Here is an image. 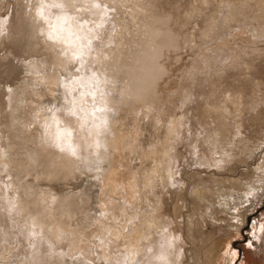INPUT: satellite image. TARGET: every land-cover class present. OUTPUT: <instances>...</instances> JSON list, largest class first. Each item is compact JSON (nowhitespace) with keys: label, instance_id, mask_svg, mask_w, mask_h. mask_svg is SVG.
<instances>
[{"label":"rangeland","instance_id":"obj_1","mask_svg":"<svg viewBox=\"0 0 264 264\" xmlns=\"http://www.w3.org/2000/svg\"><path fill=\"white\" fill-rule=\"evenodd\" d=\"M6 1L9 6L7 8L3 6L0 9V16L6 18L10 24L11 18L15 19L17 11H21L20 6L22 5L21 0ZM190 2L191 0H182L179 9L186 10L190 7ZM23 3L25 4V0H23ZM217 3V0H208L207 11L204 10V1L199 3L202 5V12L198 16L200 27L203 28L205 23L209 22ZM178 20L180 21L181 18ZM113 23H116L114 19ZM239 25H242V23ZM234 26H237V24H234ZM43 32L47 31L43 30ZM179 32L181 34L180 50L176 57L178 56L180 60L176 62L174 74L165 79L164 86L162 85L160 90L147 95L150 100L158 99L156 109L162 111L161 116L163 118L167 114V108L171 109L173 107L172 103L179 101L183 95L182 74L188 65H192V61L199 58L203 50L199 30H197L195 37L190 35V29L188 28L180 29ZM40 33L39 31L33 32L32 22L28 18L26 30L22 35L0 36V144L2 149L7 152V156L4 155V158L9 160L5 168L3 166L0 168V188L4 201L7 202V197L9 203L17 204L18 201L25 200L27 206L30 207L29 209H34L31 213L28 209H23L20 213L14 215L4 213L1 209L0 249L4 250L5 245L2 246V242L8 239L14 246L11 254H19L26 258L34 254L35 258L46 259L50 264H86V261L91 258L92 245H96L97 251L101 247L99 246L100 240L94 239V237L100 235L101 231L93 228L95 224L93 218L95 216L92 214L96 212L97 208L109 201L113 202L109 204V211L115 208V212L119 213L122 207L121 204L129 195L122 186L123 183H120L121 185L119 184L115 190H112L108 185L101 186L100 183L98 184L94 178L97 175L95 169L92 173H88L87 169H84V175L73 170L67 176L58 180H52L39 174L45 159L36 152L37 146L30 136L34 126L29 128L28 125L30 124L29 119L32 118L30 114L32 115L31 108L34 104L30 102L28 97L29 92L32 91L31 83L33 80L27 76V73L32 71L33 68H37L32 67V64H38L45 69L44 65L49 64L50 71H52L54 68V64L51 63V60H53L52 55L54 53L58 54L60 49V47L55 49L49 47L47 43L51 42L47 41L46 38L44 40ZM246 35H251V33L246 31L243 37L236 42L231 37V44L236 45L237 43V45L247 46V41L244 40ZM260 46L264 48V40L260 42ZM92 53V56L97 55L96 52ZM258 69L259 74L264 77V60L259 64ZM66 71L68 69L59 66L57 68L58 74L53 76L56 78L60 74H66ZM230 71L231 69H228L224 78L214 84L211 83L212 78L209 73L198 74L197 78L189 81L191 85L189 96L193 99L190 102L187 100L183 107L176 110L177 114L183 115V139L175 144L176 160L174 168L183 177V179L178 178V183L184 184L195 177L202 187L211 189L221 187L224 190L218 193H206L203 197L196 196L193 198L189 196L183 199V192L179 189L171 191L170 186L161 189L164 218L170 223L176 234H183L185 237V242L182 244L183 248L187 250L186 264H201L203 262V251L205 249L203 238L208 233H212L214 243L211 247V253L205 259V264H234L237 257L232 256L233 250L238 252L239 264H264V238L257 230L253 247L248 248L243 236L249 234L247 232L242 234L240 229L231 222L235 216L229 211L233 202L238 200L234 193H242L246 190L244 186L249 183H255L259 186L258 177L260 174L257 172V168L264 164V151L260 150L264 148V100L255 108H251L253 84L234 81ZM256 71L254 70V73ZM100 79L102 81L100 87L104 86L106 89L104 87L102 89L107 90V84L103 83V77ZM8 87L13 88L14 96L7 92ZM239 91L241 92L239 98L244 111L239 137L245 143L253 146V152L248 158L244 159L238 150V146L242 144V141L237 144L234 143L232 148L235 151H229L230 154L227 153L230 148V137L237 129V127H234V122L231 121L230 126L227 128L228 132L224 134L222 140L220 139L219 144L220 148L222 146L226 147L227 150L223 156L227 160L219 163L221 167H217V164L211 165L210 158L208 162L201 164L200 161L204 159L206 154L208 155L211 147L218 144L210 145L209 142L212 139L213 128L220 124L222 118L221 113L210 111L209 107L221 108L225 114L229 115L231 120L230 114H234L235 108L233 104L226 101V98L229 94H236ZM41 92L43 95L41 98H37L40 103L59 107L63 98L61 101H59L60 97L59 99L54 98L49 93V89H44ZM57 95L59 96V93ZM76 98L79 101L77 95ZM107 102L109 101L107 100ZM109 107L112 109L110 112L112 117L118 120L116 124L118 129L123 132L134 129L133 126L134 123L137 124V117L133 119V116L124 110L114 113L116 107H118L116 104ZM137 114L141 117L140 109L137 110ZM151 114H144L139 120L137 133L135 134L134 150L125 149L118 156V161L122 164L119 167L120 172L124 176H129L134 172L136 176H141L153 165L151 158H146L141 154L142 149L147 147L148 143L155 140L157 136V131L152 126ZM24 124L26 127H24ZM73 126L79 129V122L73 121ZM227 142L229 145H226ZM219 151L221 152V150ZM217 155L216 152L210 157L214 159ZM218 156L222 157L221 155ZM54 158L50 156L48 160L52 161ZM109 161L110 157L102 166V175L107 171ZM63 165V163L60 164V166ZM76 167L77 165L74 166V169ZM65 171L66 168H62L59 175H62V172ZM131 180L135 181V178L131 177ZM135 188L141 190L143 194L141 179H139V183ZM119 189L122 195L119 194L121 193ZM154 190L156 189L154 188ZM80 192H85L86 195L90 194L89 199L92 201L90 207L82 202L79 195L71 196L72 193ZM52 194L60 197L59 202L55 205L51 201ZM43 196L48 199L51 214L53 213V216L65 221L66 229L60 232L67 234L66 239L53 238L48 242L47 239L42 238L44 236L38 228H36L38 236H29V232L34 230L29 228V217L37 212L36 208L40 205L38 201L35 203L30 201L35 197L40 200ZM146 196L147 198L142 196L140 204L142 209L147 208L148 199H152V195H149V193ZM101 208L100 210L103 209ZM255 209V215L264 217V205H261L258 197L255 198V203L249 211ZM48 220L43 221L47 222ZM5 236H8V238H4ZM117 246L121 250L124 249V245L121 243ZM6 247L9 250L10 244L7 243ZM70 253L73 254V257H83V259L73 260L71 255H68ZM6 254L4 253V255ZM4 255L1 257L2 259ZM0 264H6V262L1 260Z\"/></svg>","mask_w":264,"mask_h":264},{"label":"bare ground","instance_id":"obj_2","mask_svg":"<svg viewBox=\"0 0 264 264\" xmlns=\"http://www.w3.org/2000/svg\"><path fill=\"white\" fill-rule=\"evenodd\" d=\"M201 1L204 0H191L190 7L182 11L179 9L182 5V0H118L123 7L118 10L114 17L116 21L115 24L113 23L115 25V31H112L110 24H105L102 30L104 44L107 45V47L103 49V52L108 59L102 60L104 75L101 77L108 81L106 87L107 90L112 93L109 98L107 97L109 101L108 105L113 106L116 104L118 106L114 113L119 110H124L126 113L128 112L129 115H132L133 119L135 117L138 119L136 125L133 122L134 129L132 131L123 132L118 129L116 125L118 120L112 117V113H109L111 130L103 137V141H105L110 148V161L108 162L107 171L102 175V183L100 184L101 186L108 185L112 190H115L120 183H123L122 186L129 195L123 204H121V211L119 213L115 212L114 215L117 217L121 215L125 203L133 205V209H140L139 217L135 221V228L129 235L124 237L123 241L117 240L116 246L121 243L124 245V248L127 245V247L132 250L139 249L142 246L158 249L161 243V236L155 234V229L147 232L145 231V229L153 224L151 214L157 212V219L162 221L164 228H168L169 238H176L175 250L167 258L168 264H186L187 262V250L183 248L182 244L185 242V237L183 234H176L170 226V223L164 218L165 213L163 211L162 195L160 192L162 191L161 189L169 187V176L172 172V168L169 167V156H171L173 168L176 160L175 145L171 143L174 137L170 135L169 126L180 127L181 121L183 122V115L177 114L176 110L183 107L188 100L191 93L189 81L197 78L200 73H209L212 78L211 83L214 84L217 83L218 80L224 78L227 74V70L231 69L230 73L234 81L253 84L251 108H255L264 100V77L260 75L258 71L259 64L264 60V48L260 46V42L264 40V0H217L218 3L214 7V14L209 18V22L205 23L203 28L200 27L198 18L202 12V5L199 4ZM105 2H109V0H105ZM21 5V11H17L18 13L15 19L11 18L10 24L6 18L0 16V36L22 35L26 30L28 18L32 22L33 32L47 31V25L36 18L38 0H25V4L23 0H21ZM193 5H200V7L194 9L192 7ZM3 6L7 8L9 4L7 1L5 2V0H0V9ZM190 11H196L199 15L197 17H191L189 15ZM83 16L84 19H96L90 14H83ZM180 18L181 20L179 21L178 19ZM96 22L99 23L100 21L97 19ZM241 23L242 25H239ZM234 24H237V26H234ZM213 25H215V27H213ZM234 27L236 28L234 29ZM73 28L75 29V24ZM186 28L190 29V35L194 37L196 36L197 30H199L203 50L199 58L192 61V65H188L182 74L181 83L183 86H181L183 88V95L179 101L172 103L173 107L171 109L167 108V114L165 118H163L161 116L162 111H157L156 109L158 99L150 100L147 95L151 92V94H153L160 90L165 79L174 74L176 62L180 60L178 56L176 57L180 50L179 41L181 34L179 31L180 29L184 30ZM246 28H248V30H246ZM246 31L251 33V35H246L244 38V40L247 41V46L237 45V43L236 45L231 44V37H233V40L236 42L239 38L243 37ZM46 34L47 32H45L43 36L44 40ZM47 45L52 48L51 43H47ZM63 47L68 46L64 45ZM99 51L98 49L96 53L98 54ZM92 54L93 53H91V56ZM91 56L86 54V61L90 59ZM52 58L53 60H51V63L54 64L52 71H50L51 67L49 64H45L44 66L49 74V78L55 81L59 79V75L56 78L53 75L58 74L57 68L62 66L60 63L62 58L55 53L52 55ZM31 66L40 67L38 64H32ZM99 67L100 64L98 63V68ZM66 69H68V71H66L67 73L72 70L70 68ZM254 70L257 71L254 73ZM81 75H83V73H81ZM31 79L34 81L35 77L33 76ZM185 84H187V86H185ZM103 87L101 86L100 88L102 89ZM89 90V87L86 85L81 88L76 95L79 98L80 93H86ZM49 93L52 94V90L49 89ZM240 94L241 92L239 91L236 92V94H229L226 98V101L233 104L235 108L234 114H230L231 120L229 119V115L225 114L221 108L216 106L209 107L210 111L221 113L222 118L220 119V124L213 128L212 139L209 142L210 145L214 143L218 144L211 147L208 151V155L206 154L204 159L200 161L201 164L206 161L208 162L209 158L211 165H216L227 160L223 156L227 149L224 146L220 148L219 144L220 139L222 140L224 134L228 132L227 128L230 126L231 121L234 122V127H237V129L232 134V137H230V145L228 142L226 144L230 146L227 153L229 151H235V149L232 148L234 143L237 144L243 141L239 137L241 134L242 117L244 115L243 105L239 98ZM42 95L43 93L41 91L36 93L35 96L32 95V91L29 92L28 98H30V102L34 104L31 110L37 103H40L37 98H41ZM61 99L62 96L59 101H61ZM79 101L82 103H80L81 106L86 108L87 111H91L90 96L85 95L83 100ZM138 109L141 111V117L137 114ZM227 111H229V109H227ZM149 113H152V126L154 130L157 131V136L155 140L148 143L147 147L142 149L141 154L146 158H151L153 165L142 173L141 176H136L135 172L131 173L129 176H124L123 173L120 172L121 170L119 167H121L122 164L118 161V156H120V152H124L125 149L129 151L134 150V140L139 120L144 114L148 115ZM44 115L43 113L41 114V123H43ZM30 116L32 117L31 114ZM31 120L32 118L29 119V123ZM24 127H26L25 124ZM42 132V128L40 129L34 126L30 133V136L37 146L36 152L45 159L42 168L39 170V174L46 177H50L53 174L59 175L61 169L65 167L66 171L64 173L62 172V175H59V177L67 176L68 173L74 170L76 162L73 159L63 156L54 149L42 147L40 142ZM80 135L84 136L86 132H81ZM0 148H2L1 144ZM169 149H173L170 154ZM219 150H221V152ZM238 150L245 159L253 152V146L243 141L242 144L238 146ZM216 152L222 157L217 155V157L214 159L212 158V160L210 156L214 155ZM230 153L231 152H229V154ZM50 156L56 159L54 158L52 161L50 159L48 160ZM8 161L9 160L4 158L3 153H0V168L1 166L5 168ZM61 163L64 165L60 166ZM85 169H87V167H85ZM145 174H153L154 188L156 190H154V188L149 189V192H154V195H152L151 200L148 199V207L142 209L140 206L142 196L147 198L146 194L149 192H143L142 194L141 190L136 189L135 186L137 185L138 177L142 180L144 189ZM131 177L135 178V181H132ZM138 191L141 193V199L139 201H134L133 197ZM223 191L221 187H217L216 189L202 187L197 196L203 197L206 193H218ZM119 194L122 195V192ZM182 198L186 199L183 193ZM107 199L109 198L107 197ZM45 200H47V203L44 202ZM8 201V197L7 202L4 201L0 188V212L1 209H3L2 211L4 213H9L8 208L10 203ZM37 201L40 202V205L36 208L37 212L31 214L29 217V228L34 229L33 231L35 232L37 231L36 228L40 229V232H42L44 236L42 238L47 239L48 242L50 239H57L59 232L66 229L65 221L61 220L59 217L53 216V213L51 214L47 197L43 196L40 200L35 197L30 202L35 203ZM102 206L104 205H101L99 209ZM17 207L19 209L18 213L23 209H28L30 213L34 210L29 209L30 207L27 206L25 200L18 201ZM109 209L110 206L108 207V210ZM102 210H104V208ZM14 214L17 213H12V215ZM135 216L136 212L134 210L129 211L128 219H132ZM45 219H49L50 222L48 223L49 220L47 222L43 221ZM95 219L96 217L93 218L94 223ZM111 226L113 228L117 227L115 224ZM125 226L124 223L119 225L120 229H123ZM105 227H109V225L105 223ZM95 230L101 231L99 227L95 228ZM159 231L163 232V228H160ZM5 234H7V232H5ZM119 235V231L113 232V237H118ZM142 236H146L147 238L142 240ZM6 237L8 238V236L4 238ZM5 241L2 242V246H5L4 250L0 249V258L4 253L7 254L4 255L3 259H0V262L3 260L6 264H50L46 259L35 258L34 254H31L29 258L19 254H11L14 246H12L10 240L7 239L10 244V249L8 250ZM213 243V235L212 233H208V235L203 238L205 249L203 251V262L201 264H205V259L211 253ZM107 252L108 248L104 247L103 255L107 254ZM147 255L151 256V254ZM71 257H73V254H71ZM116 258L117 257H114V259ZM118 258L121 260V264H123V257Z\"/></svg>","mask_w":264,"mask_h":264},{"label":"snow or ice","instance_id":"obj_3","mask_svg":"<svg viewBox=\"0 0 264 264\" xmlns=\"http://www.w3.org/2000/svg\"><path fill=\"white\" fill-rule=\"evenodd\" d=\"M121 7L123 5L118 0H109V2H105V0H38L36 18L47 25L46 40L51 42L53 49L61 46L58 52V56L62 58L60 63L63 67L72 70L67 74H60L59 79L55 81L49 78L47 70L42 67L33 68L32 71L27 73L30 79L33 76L35 77V80L31 83L33 96L44 89H50L54 98L59 99L61 96L63 98L59 107L37 103L31 110L32 120L28 125L29 128L33 126L42 128L41 146L54 149L63 156L73 159L77 165L74 169L76 172L84 175L85 167H87L88 173H92L93 169H95L97 175L94 178L98 184L102 183V166L107 162L110 154V148L103 141V137L111 130L108 114L112 111L107 102V97L112 95V93L100 88L102 83L100 78L104 75L102 60L108 59L103 52L107 45L104 44L102 30L105 24H110L112 31H115V25L112 24V21ZM192 7L195 9L199 8L200 5H193ZM207 9L208 0H204V10L207 11ZM83 14H90L96 19H84ZM189 15L197 17L199 14L196 11H190ZM97 19L100 21L99 23L96 22ZM53 20L56 23H53ZM74 24L75 29L73 28ZM40 35L44 36L45 33L41 31ZM64 45L68 47H63ZM98 49L100 50L98 54L91 56V53L97 52ZM86 54L91 56L87 61L85 59ZM97 63L100 64L99 68ZM103 83L107 84L108 81L104 80ZM86 85L90 90L86 93H80L79 100H83L85 95L91 97L90 112L81 106L76 98V93ZM7 92L13 96L15 95L12 87H8ZM57 93H59V96ZM192 99L193 97H188L189 102ZM42 113L45 114L43 123H41ZM73 121L79 122V129L73 126ZM81 132H86V135L81 136ZM169 132L174 137L171 140L173 145L182 141L183 122L181 121L180 127L170 125ZM260 150L264 151V148ZM172 151L173 149H169V154ZM0 153L7 156V152L2 148H0ZM169 167L172 168L169 176L170 190H181L185 198L189 196L196 197L201 191L202 185L198 183L195 177L184 184H180L178 183V178L183 179V177L172 167L171 156H169ZM217 167H221V165L217 164ZM257 172L260 174L258 177L259 186L255 183H249L246 186V190L242 193H234L238 200L234 201L229 209L230 213L235 216L231 222L240 229L242 234L244 232L249 234L243 236L248 248L253 247L257 230L260 232L261 237L264 238V217L255 215L256 209L249 211L257 197L261 205H264V164L257 168ZM49 179L58 180L60 177L58 174H53ZM144 181V192H149V189L155 187L153 174H145ZM137 183H139L138 177ZM77 195L81 197L82 202L87 206H91L90 194L86 195L85 192L71 194L73 197ZM149 195H154V192H149ZM59 199L60 197L55 194L51 195L53 205L58 203ZM140 199L141 193L138 191L133 200L139 201ZM44 202L47 203V200ZM110 203L113 202L105 203L103 206L104 210L97 208L96 212L92 214L96 217L93 228L99 227L101 229L100 235L94 237V239L100 240L101 247L97 251L96 245H92L91 258L86 261V264H121V260L118 257H123V264H168L167 258L175 250L176 238H169L168 228H164L162 221L157 219V212L151 214L153 224L145 231L155 229V234L161 236L159 248L154 249L153 247L142 246L139 249L132 250L126 245L121 250L114 245H116L117 240L123 241L124 237L129 235L135 228V221L139 217L140 209H133V205L125 203L121 215L117 217L114 215L115 208L111 211L108 210ZM133 210L136 212V216L128 219L129 211ZM8 211L10 214L18 213L17 204L10 202ZM122 222L126 226L120 229L119 225ZM105 223L109 227H105ZM112 224L117 227L112 228ZM160 228H163V232L159 231ZM114 231H119L120 235L113 237ZM38 235L35 231L29 232L30 237ZM101 236L103 237L102 239ZM66 238V233H59V240ZM146 238V236L141 237L142 240ZM5 243L7 244L8 241L6 240ZM104 247L108 248V252L102 255ZM147 254H151V256ZM232 256L237 257L234 264H239L236 250H233ZM114 257L117 258L114 259ZM71 258L73 260L83 259V257Z\"/></svg>","mask_w":264,"mask_h":264},{"label":"clouds","instance_id":"obj_4","mask_svg":"<svg viewBox=\"0 0 264 264\" xmlns=\"http://www.w3.org/2000/svg\"><path fill=\"white\" fill-rule=\"evenodd\" d=\"M52 22H53V23H56V21H55V20H53Z\"/></svg>","mask_w":264,"mask_h":264}]
</instances>
